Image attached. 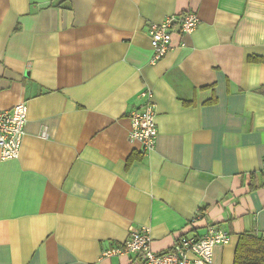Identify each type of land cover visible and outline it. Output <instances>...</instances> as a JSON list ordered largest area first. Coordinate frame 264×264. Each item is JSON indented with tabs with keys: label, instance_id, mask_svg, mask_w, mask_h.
Segmentation results:
<instances>
[{
	"label": "crops",
	"instance_id": "obj_1",
	"mask_svg": "<svg viewBox=\"0 0 264 264\" xmlns=\"http://www.w3.org/2000/svg\"><path fill=\"white\" fill-rule=\"evenodd\" d=\"M194 13L153 62L151 25ZM149 90L156 144L129 139ZM24 103L18 158L0 159V264L103 258L146 227L155 253L215 226L264 239V0H0V109ZM46 132V138L41 133Z\"/></svg>",
	"mask_w": 264,
	"mask_h": 264
},
{
	"label": "built area",
	"instance_id": "obj_2",
	"mask_svg": "<svg viewBox=\"0 0 264 264\" xmlns=\"http://www.w3.org/2000/svg\"><path fill=\"white\" fill-rule=\"evenodd\" d=\"M199 25L197 16L186 14L170 17L160 25H151L148 35L153 51V62L160 60L169 50L173 28L177 27L181 33L190 34ZM138 98L142 104L140 108L129 115V139L139 145L144 154L153 151L157 127L155 122V104L152 92L142 91ZM27 121V106L18 104L9 110L0 109V159L11 160L18 158ZM46 132L41 138H46ZM264 168V167H263ZM129 238L120 247H114L102 252L103 258L135 255L141 264H212L213 251L216 246L227 245L230 236L218 227L210 226L204 236L200 238L181 237L177 239L169 252L155 253L150 248L149 229L141 227L130 229Z\"/></svg>",
	"mask_w": 264,
	"mask_h": 264
},
{
	"label": "trees",
	"instance_id": "obj_3",
	"mask_svg": "<svg viewBox=\"0 0 264 264\" xmlns=\"http://www.w3.org/2000/svg\"><path fill=\"white\" fill-rule=\"evenodd\" d=\"M233 264H264V239L251 234L240 235Z\"/></svg>",
	"mask_w": 264,
	"mask_h": 264
}]
</instances>
